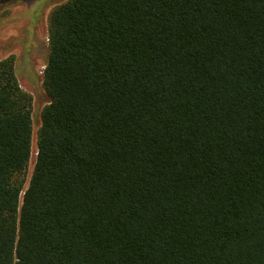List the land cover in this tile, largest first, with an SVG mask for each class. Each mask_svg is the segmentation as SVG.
I'll return each instance as SVG.
<instances>
[{"label": "trees", "instance_id": "obj_1", "mask_svg": "<svg viewBox=\"0 0 264 264\" xmlns=\"http://www.w3.org/2000/svg\"><path fill=\"white\" fill-rule=\"evenodd\" d=\"M48 39L26 189L0 60V264H264V0H60Z\"/></svg>", "mask_w": 264, "mask_h": 264}, {"label": "rangeland", "instance_id": "obj_2", "mask_svg": "<svg viewBox=\"0 0 264 264\" xmlns=\"http://www.w3.org/2000/svg\"><path fill=\"white\" fill-rule=\"evenodd\" d=\"M60 0H5L0 3V60L14 57L21 87L33 97V154L25 188L33 174L41 114L49 104L43 87L48 60V18Z\"/></svg>", "mask_w": 264, "mask_h": 264}]
</instances>
